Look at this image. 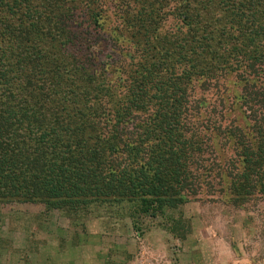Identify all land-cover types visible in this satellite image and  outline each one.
Segmentation results:
<instances>
[{"label": "trees", "instance_id": "1", "mask_svg": "<svg viewBox=\"0 0 264 264\" xmlns=\"http://www.w3.org/2000/svg\"><path fill=\"white\" fill-rule=\"evenodd\" d=\"M98 1L0 0V208L33 203L72 215L126 199L136 217L153 218L186 202L206 179L224 195L264 194V0H178L181 30L165 48L184 67L166 77L158 73L171 56L154 59L144 36L155 17L147 7L167 0H112L116 32L143 52L136 80L119 95L79 54L78 9L100 32L110 19ZM217 71L240 82L230 104L239 116L191 131L182 111H190L187 85L193 74L207 85ZM135 113L142 123L133 133L127 127ZM114 127L125 148L107 136ZM200 127L213 131L210 141ZM223 146L233 156L221 158Z\"/></svg>", "mask_w": 264, "mask_h": 264}, {"label": "rangeland", "instance_id": "2", "mask_svg": "<svg viewBox=\"0 0 264 264\" xmlns=\"http://www.w3.org/2000/svg\"><path fill=\"white\" fill-rule=\"evenodd\" d=\"M98 2L112 14L109 13L105 31L100 32L78 9L75 22L84 33L79 54L88 69L106 74L104 82L113 87L114 95L124 94L125 88L136 80L143 52L127 39L129 34L124 38L116 32L120 15L115 3ZM154 4L153 9L147 7L155 17L149 28L145 26L149 32L144 38L152 40L154 59L171 56L158 73L166 77L169 71L176 74L184 67L171 47L165 48L168 39L178 38L182 17L178 16V0ZM137 8V3L130 4L131 12ZM220 15V11L215 13V17ZM244 18L249 24L251 18ZM238 30L239 25H234L233 34ZM146 46L142 43L141 49ZM239 60L245 61L244 57ZM229 63L230 69L235 66L234 61ZM191 78L187 85L190 111L187 114L182 110L187 129L195 132L199 122L225 126L239 116L230 107L236 100L235 93H241L234 73L227 78L226 71H217V80L208 81L207 85H200L195 74ZM259 82L264 88V77ZM131 117L127 129L138 132L142 116L135 113ZM199 134L202 140L213 138V131L205 134L200 130ZM107 136L116 137L120 146L124 140L116 127ZM121 148H125L124 144ZM223 152L221 158L233 156L227 147L223 146ZM212 156L217 158L214 153L199 154L203 159ZM206 182L195 194L186 196V202L174 209L164 208L153 218L136 217L132 202L126 199L108 207L91 206L86 212L72 215L45 210L41 204L5 205L0 208V264H264V194L240 190L224 195L215 192L220 187L212 181ZM227 194L232 201H225Z\"/></svg>", "mask_w": 264, "mask_h": 264}]
</instances>
